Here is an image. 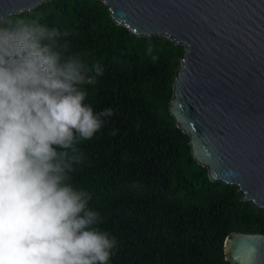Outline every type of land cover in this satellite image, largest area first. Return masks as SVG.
Segmentation results:
<instances>
[{"label": "trees", "instance_id": "16d2710c", "mask_svg": "<svg viewBox=\"0 0 264 264\" xmlns=\"http://www.w3.org/2000/svg\"><path fill=\"white\" fill-rule=\"evenodd\" d=\"M12 17L57 30L59 45L102 69L85 76L86 103L114 114L78 145L84 161L71 182L118 241L110 264H232L227 238L264 235V209L210 180L171 114L183 45L132 36L99 0H52Z\"/></svg>", "mask_w": 264, "mask_h": 264}, {"label": "clouds", "instance_id": "9594fccd", "mask_svg": "<svg viewBox=\"0 0 264 264\" xmlns=\"http://www.w3.org/2000/svg\"><path fill=\"white\" fill-rule=\"evenodd\" d=\"M59 35L0 17V264H110L118 246L71 182L78 145L114 114L86 103L85 76L102 69Z\"/></svg>", "mask_w": 264, "mask_h": 264}, {"label": "water", "instance_id": "95a60500", "mask_svg": "<svg viewBox=\"0 0 264 264\" xmlns=\"http://www.w3.org/2000/svg\"><path fill=\"white\" fill-rule=\"evenodd\" d=\"M52 0H0V17ZM132 36L185 47L170 111L213 182L264 209V0H99ZM165 37V36H164ZM232 264H264V235L225 242Z\"/></svg>", "mask_w": 264, "mask_h": 264}, {"label": "bare ground", "instance_id": "6f19581e", "mask_svg": "<svg viewBox=\"0 0 264 264\" xmlns=\"http://www.w3.org/2000/svg\"><path fill=\"white\" fill-rule=\"evenodd\" d=\"M162 36H165V37H166V36H168V35H164V34H163Z\"/></svg>", "mask_w": 264, "mask_h": 264}, {"label": "rangeland", "instance_id": "374dc122", "mask_svg": "<svg viewBox=\"0 0 264 264\" xmlns=\"http://www.w3.org/2000/svg\"><path fill=\"white\" fill-rule=\"evenodd\" d=\"M161 37H164V36H161Z\"/></svg>", "mask_w": 264, "mask_h": 264}]
</instances>
